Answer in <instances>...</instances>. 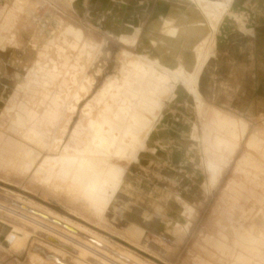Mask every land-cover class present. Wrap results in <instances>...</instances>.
Segmentation results:
<instances>
[{"label":"rangeland","instance_id":"374dc122","mask_svg":"<svg viewBox=\"0 0 264 264\" xmlns=\"http://www.w3.org/2000/svg\"><path fill=\"white\" fill-rule=\"evenodd\" d=\"M262 67L264 0H0V264H99L41 227L264 264V115L235 105Z\"/></svg>","mask_w":264,"mask_h":264},{"label":"bare ground","instance_id":"6f19581e","mask_svg":"<svg viewBox=\"0 0 264 264\" xmlns=\"http://www.w3.org/2000/svg\"><path fill=\"white\" fill-rule=\"evenodd\" d=\"M201 8V7H200ZM179 72H180V70H179ZM162 73V72H161ZM183 73V72H182ZM175 75V74H174ZM155 76V75H154ZM158 76V75H157ZM182 76V75H181ZM163 78V77H162ZM170 78V77H169ZM184 78V77H183ZM186 80V79H185ZM170 81H171V79H170ZM164 83V82H163ZM174 84V83H173ZM151 95V94H150ZM135 99V98H134ZM148 103V102H147ZM146 107V106H145ZM113 110V109H112ZM107 116V115H106ZM132 125V124H131ZM97 136V135H96ZM129 136V135H128ZM126 141V140H125ZM114 142V141H113ZM113 142H111V143H113ZM131 142V141H130ZM138 143V142H137ZM109 146H111V145H109ZM115 147V146H114ZM110 150V149H109ZM124 150V149H123ZM127 150V149H126ZM119 152V151H118ZM123 153V152H122ZM125 154V153H124ZM102 156V155H101ZM80 170V169H79ZM110 179V178H109ZM101 186V185H100ZM103 187V186H102ZM101 187V188H102ZM121 188V187H120ZM88 189V188H87ZM106 191V190H105ZM72 192V191H71ZM76 192V191H75ZM89 192V191H88ZM87 192V193H88ZM79 193V192H78ZM73 195V194H72ZM94 195V194H93ZM74 196H76V195H74ZM78 198V197H77ZM100 198V197H99ZM96 199V198H95ZM26 213V212H25ZM11 214V213H10ZM28 214H30L29 216H26V217H29V219L31 218V219H33L34 220V218L37 220L38 218H42L43 219V221L42 222H44V220H46L47 221V219L46 218H44V217H38L37 216V214H35V213H32V212H30V213H28ZM27 214V215H28ZM31 216V217H30ZM17 217V216H16ZM33 217V218H32ZM38 217V218H37ZM19 219H21V218H19ZM41 219V220H42ZM20 221V220H19ZM31 221V220H30ZM38 221V220H37ZM24 222V221H23ZM22 222V223H23ZM25 222H26V220H25ZM25 222H24V224H25ZM18 223H20V222H18ZM21 223V224H22ZM28 223V222H27ZM49 222H47L46 224H48ZM45 224V223H44ZM45 224V225H46ZM50 224V223H49ZM48 224V226H50ZM54 224V223H53ZM25 225H27V224H25ZM44 227V226H43ZM46 227H47V225H46ZM55 227V226H54ZM54 227H51V228H53L54 229ZM42 228V227H41ZM38 229V231L39 232H41V233H44V235L45 236H48V237H51V238H53L55 241H57V242H59V243H61V245H63L64 247H68V248H71V249H75L76 251H79V254L80 255H82V256H85V257H89L90 259H91V261L92 262H94V263H99V264H143V263H141V262H139L138 261V263H134L133 261H127V260H125V259H119V258H115V257H112V256H110V255H108V254H105V252L104 251H108V247L102 242V241H100L99 239H95V240H93L92 242H81V244H80V242H79V244L78 243H76L77 245H74V243L73 244H71V243H69L68 242V240H70L69 238H67V236L66 235H68V237H70L72 234L70 233L71 232V229H65V228H62V230H63V232H64V234H62V235H56V233H55V231H54V233H50V232H48V230L50 229H48V227H47V229L45 228V229ZM58 229H59V227H57ZM56 231H58L59 232V230H56ZM53 232V231H52ZM62 232V233H63ZM76 236H74V237H71V238H73V240H74V238H75ZM72 240V241H73ZM95 250V251H94ZM97 252H99V254H101V255H104V256H100Z\"/></svg>","mask_w":264,"mask_h":264},{"label":"crops","instance_id":"0c3cea01","mask_svg":"<svg viewBox=\"0 0 264 264\" xmlns=\"http://www.w3.org/2000/svg\"><path fill=\"white\" fill-rule=\"evenodd\" d=\"M261 69L262 70L260 71V74H262L264 72V67H262ZM241 74H243V72ZM207 90L208 91H211L212 88L209 87ZM206 93H207V91H206ZM239 94L240 95L237 96V98L235 99V105H236V107H237L238 110H240L242 112L246 110V112L249 115H251V116L264 115V91H262V92L259 91V92H257L254 95L252 93L251 94H247L244 91H241ZM233 96H234V92L232 91V87L231 86L227 87L223 91V97H224L223 98V101L225 103H228V102L232 101ZM214 112L216 113V117L215 118L219 121V124H218V127L219 128H220V122L221 121L234 122L233 119H229V118L223 117L222 115H224V114L220 110L214 109ZM251 145L253 147H257L258 146V144L256 143V141H255V144H253L252 141H251Z\"/></svg>","mask_w":264,"mask_h":264}]
</instances>
